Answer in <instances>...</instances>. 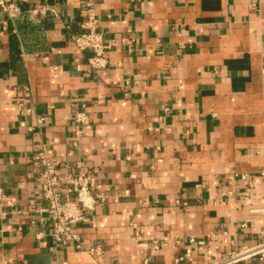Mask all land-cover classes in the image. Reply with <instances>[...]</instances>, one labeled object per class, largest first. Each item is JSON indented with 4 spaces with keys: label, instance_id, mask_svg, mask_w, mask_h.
Here are the masks:
<instances>
[{
    "label": "crops",
    "instance_id": "1",
    "mask_svg": "<svg viewBox=\"0 0 264 264\" xmlns=\"http://www.w3.org/2000/svg\"><path fill=\"white\" fill-rule=\"evenodd\" d=\"M86 1L0 14V264H209L261 240L264 0H98L100 70L72 42ZM42 149L96 180L80 248L35 212Z\"/></svg>",
    "mask_w": 264,
    "mask_h": 264
},
{
    "label": "built area",
    "instance_id": "2",
    "mask_svg": "<svg viewBox=\"0 0 264 264\" xmlns=\"http://www.w3.org/2000/svg\"><path fill=\"white\" fill-rule=\"evenodd\" d=\"M28 1L0 0V14L16 18L23 12L20 3ZM97 1H86V18L83 23L84 32L72 37L73 44L80 51H91L88 63L92 70H100L108 65L106 52L110 48L99 31V18L96 14ZM30 12L34 17L46 16L49 12L58 16L55 8L51 6L35 8ZM87 121L88 116L85 112L80 111L77 113L76 124L83 125ZM36 159L42 166L41 177L44 181L42 197L46 204L36 209L35 212L47 214L51 218L53 226L52 236L56 241L65 244L76 242V246L80 248V236L75 231V226L84 220L83 209H92L94 207L95 196L92 193V187L95 185L96 180L83 162L77 165L76 175L70 174L62 180L57 174V163L50 160L45 149L39 151ZM261 178L264 183V173L261 174ZM4 197L5 195L0 188V200H4ZM89 251L99 253L98 248L90 249ZM250 259H257L261 264H264V231L262 232L261 240L258 242L209 264H239Z\"/></svg>",
    "mask_w": 264,
    "mask_h": 264
}]
</instances>
